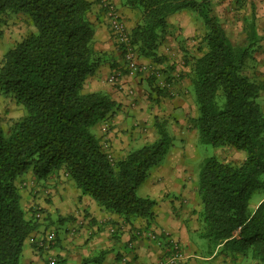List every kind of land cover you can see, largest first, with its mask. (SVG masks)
<instances>
[{
	"label": "trees",
	"instance_id": "1",
	"mask_svg": "<svg viewBox=\"0 0 264 264\" xmlns=\"http://www.w3.org/2000/svg\"><path fill=\"white\" fill-rule=\"evenodd\" d=\"M121 1L140 14L129 32L131 48L154 64L166 60L159 47L169 18L183 11L200 17L205 51L186 62L198 110L193 128L199 143L232 148L244 159L233 164L210 157L200 165L199 235L214 246L211 255L250 253L264 264V200L251 208L252 195L264 190V111L258 101L264 82L246 71L260 41L254 20L244 22L242 46L228 37L212 0ZM94 5L89 0H0V27L21 16L31 30L0 60V96L27 112L7 131L0 114V264H20L26 239L40 227L37 211L29 216L18 187L30 172L46 181L64 171L82 195L126 224L153 218L156 202L137 191L168 155L173 139L167 121L156 118V139L115 162L92 131L116 107L106 93L85 90L104 59L95 48ZM118 48L124 55L125 47ZM150 80L156 83L154 75Z\"/></svg>",
	"mask_w": 264,
	"mask_h": 264
},
{
	"label": "crops",
	"instance_id": "2",
	"mask_svg": "<svg viewBox=\"0 0 264 264\" xmlns=\"http://www.w3.org/2000/svg\"><path fill=\"white\" fill-rule=\"evenodd\" d=\"M89 1L95 2L90 14L95 29V48L104 54V59L96 74L86 81L85 90L102 91L116 103L112 116L97 126V135L103 143L108 142L112 158L117 162L133 148L152 143L157 137L156 118H163L172 139L178 138L180 146L171 150L139 187L143 192L140 197L156 202L153 218L136 219L132 224H126L119 216L103 210L92 198L82 195L64 171L46 181H38L31 172L19 179L23 205L32 207L35 204L42 213L39 229L24 243L20 264H45L51 256L58 259V264H202V260L217 264L220 256L199 255L200 244L196 239L202 228V204L197 193V167L192 161L187 162L197 154L198 140L193 128L198 110L190 65L177 64L167 52L169 48L163 46L159 47V54L166 58L162 64L140 58L142 64L166 70L163 72L165 83L154 84L165 86L160 88L167 90L168 95L158 94L151 84V74L134 77L127 72L125 57L110 30L109 8L122 19L129 32L139 20V11L124 6L121 0ZM213 3L214 14L220 20L228 15L242 21L240 30L245 40L244 22L254 20L260 41L253 52V64L249 67L254 74L250 76L264 82V0H214ZM188 13L183 11V17L189 16ZM179 14L181 12L169 20ZM20 17L13 20V24L11 22L9 31L4 30V37L0 39V60L7 47L16 43V37L20 41L28 33ZM191 19L190 16L183 21L185 38L191 33ZM14 22L21 30L11 27ZM221 24L223 26V22ZM112 75L119 81L114 84L116 86L109 81ZM6 99L0 96V106ZM260 101L264 110V92ZM262 200L264 198L252 208ZM152 235L158 241L153 240ZM172 239L178 244L177 250L171 248Z\"/></svg>",
	"mask_w": 264,
	"mask_h": 264
},
{
	"label": "rangeland",
	"instance_id": "3",
	"mask_svg": "<svg viewBox=\"0 0 264 264\" xmlns=\"http://www.w3.org/2000/svg\"><path fill=\"white\" fill-rule=\"evenodd\" d=\"M212 1H214V0H212ZM217 8H216V10H217ZM188 12H189L188 13L189 16L184 15V17H183V12H181V14L172 17L169 20L168 27H167L164 35L161 37V40H160L161 41L160 46H163L164 48H169L167 50V52L169 54H171V58L174 59L175 62H177V64H179L180 66H183V67L187 66L186 62H187V59L189 58L188 57L189 54H192V55H190L192 57V56L201 54L205 51V47H204L203 43L201 42V34H202V30H203L202 27L203 26H202V22L200 21V17L198 18L195 15V13H193L191 11H188ZM190 16L192 17L191 22H189L191 33L189 34L188 38H185L184 33H183V30H184L183 29L184 28L183 27V21L189 19ZM232 19H234V21ZM11 22L13 24V20H12V21H10L9 25H6L4 27H2V26L0 27V29L3 28V29H1L2 31H0V39H2L4 37L3 36L4 30L9 31V29H10L9 26H10ZM221 22H223V27L226 30V33L229 35V37L231 38V41L235 45L244 46L246 44V43L243 44V42L246 40L243 39V37H242V33L240 30L241 25H242V21L240 19H236V17L234 18V17H230L227 15V17H225V19L221 20ZM17 25H18V23L14 22V25L11 27H15L14 30H16V29L21 30V28H18ZM24 26L26 27L25 24H24ZM26 29L28 30L27 34H29L31 30L28 29V27H26ZM14 30L12 28V31L14 33L17 32ZM18 41H19L18 37H16V42H18ZM11 47L12 46L9 45L6 49V51L8 49H10ZM119 47H121V46H119ZM255 49H256V47L253 48L254 51H255ZM135 54H136L138 61H139L140 57L138 56V54L136 52H135ZM185 54H187V55H185ZM124 55H125V53H124ZM252 62H253V60H252ZM252 62H249L248 68L246 70L247 74H249V75L254 74L252 69L250 68L253 64ZM139 63H140V61H139ZM160 71L162 73L163 69H161ZM140 75H143V73H137L136 72V74H134V77H138ZM162 75L164 76V73H162ZM177 76H179V72H177ZM157 81H159V80H156V84H157ZM113 86H116V85H113ZM258 101H259V103H261L260 100H258ZM0 114L2 115L5 130L7 131L9 129L12 121L19 119V118H22L23 116L27 115V112L23 106H19L16 104L14 105V103H12L11 100H9V98H7L6 100H4V102L0 106ZM92 131L95 134H97L96 128L92 129ZM176 146H178V147L180 146V141L178 138H176L175 140L173 139V142H172V145H171L169 152L171 150L175 149ZM141 147L142 146H139L138 148H133V150L139 149ZM196 150H197V154H195V157L193 159H188L187 162L192 161L193 165L197 167V170H196L197 175L199 174L200 165L207 158L216 157L222 162L233 163V164H240L244 159V153L236 151L232 148H229V147L216 148V147H213L212 145H203V144L199 143L198 140L196 141ZM112 156H111V159H112V161H114ZM141 190L137 191L138 196L142 195L141 193H143V192ZM262 198H264V190H259V191L255 192L252 195L251 208L255 204H257L260 201V199H262ZM35 206L36 205L34 204L32 207H29L27 204L26 205L24 204L25 210L31 216H34L35 211L40 213V209L36 208ZM196 239H197V242L200 244V246H198L199 247L198 248L199 249V255H201L203 257H210L211 252L214 250V246L207 239L201 238L200 235L196 236ZM218 251H219V248L216 249V252H218ZM219 256L221 257V259H219L220 261L217 264H259V263L255 262L250 257V253H247L246 255L240 254V255H236V256H232V257L225 256L224 257L225 261L222 259L223 258L222 255H219ZM201 262H202V264H215L216 263V262L212 263V262L207 261V260L206 261L202 260Z\"/></svg>",
	"mask_w": 264,
	"mask_h": 264
},
{
	"label": "built area",
	"instance_id": "4",
	"mask_svg": "<svg viewBox=\"0 0 264 264\" xmlns=\"http://www.w3.org/2000/svg\"><path fill=\"white\" fill-rule=\"evenodd\" d=\"M109 11H110V16L112 18V22L110 24V30L112 32V35H113L114 39L116 40V42L119 46L125 47L124 57H125V61H126L127 72L130 75H134V74H136V72L137 73H143V74L149 73L152 76L154 75L156 77V80H159V81H157L158 84L159 83L162 84L163 82L165 83V80L163 79V75L158 68H156L152 64L146 65V64L139 63L138 58L135 54V51H133V49L130 46L129 31L126 28V25L124 24L123 21H121L122 19L113 11L112 8H109ZM109 81L113 85L116 83L118 84V82H119L117 80L116 75H112L111 77H109ZM162 87L166 88L165 86H162ZM130 93H132V92H130ZM103 148L110 155L109 157L111 159L112 155L110 152L108 142L105 141L103 143ZM35 216H36V218L40 219L41 214L37 212L35 214ZM151 238L155 241H158V238L154 235H152ZM170 243L172 244L171 248H173L174 250L178 249V244L176 241H174L172 239ZM45 264H58V259L54 256H51L47 259Z\"/></svg>",
	"mask_w": 264,
	"mask_h": 264
}]
</instances>
